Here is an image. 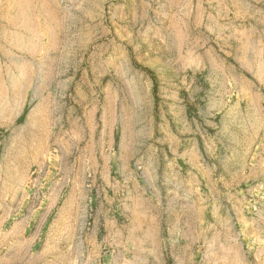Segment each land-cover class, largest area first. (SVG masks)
I'll return each mask as SVG.
<instances>
[{
	"label": "rangeland",
	"instance_id": "obj_1",
	"mask_svg": "<svg viewBox=\"0 0 264 264\" xmlns=\"http://www.w3.org/2000/svg\"><path fill=\"white\" fill-rule=\"evenodd\" d=\"M0 264H264V0H0Z\"/></svg>",
	"mask_w": 264,
	"mask_h": 264
}]
</instances>
